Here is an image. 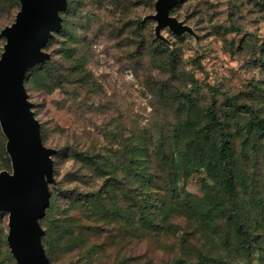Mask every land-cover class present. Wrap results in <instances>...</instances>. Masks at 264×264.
Listing matches in <instances>:
<instances>
[{"label": "rangeland", "instance_id": "374dc122", "mask_svg": "<svg viewBox=\"0 0 264 264\" xmlns=\"http://www.w3.org/2000/svg\"><path fill=\"white\" fill-rule=\"evenodd\" d=\"M66 2L60 12L62 29L54 32L43 49L51 60L29 68L25 82L43 142L55 152L51 155L55 182L49 184V205L41 219L51 262L109 264L114 256L111 247L94 251L90 262L83 254L84 246L94 238H105L98 227L91 234L86 231L84 237L77 225L75 243L65 245L55 227L65 210L68 190L94 192L109 177L105 169L88 163V155L95 162L101 158L114 164L122 179L121 190L113 197L116 207L135 214L141 205L140 198H135L141 181L127 156H133L134 163L142 159L138 150L144 131L155 136H171L175 129L192 132L206 124L207 110L212 108L228 134L230 164L240 176L234 195L224 200L229 211L254 232L250 245L254 253L220 252L225 264H264V130L253 127L247 133L249 115L240 108L248 105L264 119V0H178L169 14L187 30L177 35L167 26L161 28L168 46H158L156 21L144 19L156 13L155 0ZM19 9L18 0H0V30L14 21ZM4 42L0 34V53ZM54 70L60 77L57 86L51 82ZM217 136L212 132L208 143L217 141ZM1 170L10 171L11 165L0 130ZM193 170L180 172L177 193L208 202L222 195L220 185L204 168ZM179 197H186L185 193ZM79 208L89 213L81 204ZM182 213L178 220L182 229L198 234L194 232L196 219L190 222ZM80 218L83 223L85 218ZM225 219L216 218L213 225L218 226L213 230L219 231ZM7 233L8 213L2 211L0 264H16ZM141 234V241L132 244L134 256L157 262L174 255L169 235L160 242L161 236L153 231ZM204 242L206 252L213 256L215 246Z\"/></svg>", "mask_w": 264, "mask_h": 264}, {"label": "trees", "instance_id": "16d2710c", "mask_svg": "<svg viewBox=\"0 0 264 264\" xmlns=\"http://www.w3.org/2000/svg\"><path fill=\"white\" fill-rule=\"evenodd\" d=\"M144 19L149 18L144 17ZM156 24L155 22V26ZM155 26L154 36L159 40L158 46H168L170 42L166 37L161 34L156 36ZM61 29L62 21L58 31ZM191 34L194 35V33ZM48 42L49 40L47 44ZM49 60H51V55L45 61ZM26 74L27 71L24 76V87ZM51 80L55 86L58 85L60 77L57 76L56 70L52 72ZM240 108L249 115L245 128L247 133H250L253 127L264 130V119L260 118L255 110L248 105H242ZM33 114L35 116L34 111ZM0 130L5 137L1 126ZM212 132L218 133L217 141L209 144L208 139ZM170 133L171 136H167L164 133L155 136L145 130L142 144L138 150L142 154V159L134 163L133 156H127L134 169L138 170V178L141 181L138 186V193L135 194L136 199L137 197L140 198L141 205L136 208L137 212L135 214L130 211L122 213L116 207L113 197L117 191L121 190L119 184L122 179H119L116 174L114 164L111 161L106 164L101 158L99 160L96 159L95 162V160H91L94 157L88 155L91 157L88 163L99 169H105V174L108 173L109 177L106 182L104 180V185L100 190L88 191L84 194L83 191L74 189L68 190L65 194V210L57 217V222L55 223L63 245L71 242V244L75 243V227L79 225L82 229L81 234L83 233L84 237H86V231L91 234L96 227L100 230V234L106 235L101 240L94 238L95 240L84 246L83 254L89 262L94 256V251L100 252L106 249V251H110L108 247L113 248L115 252L110 262H108L109 264H225L220 249H223L225 253L237 256L243 253L246 255H249L250 252L254 253L255 250L250 251L254 232L236 214L233 215L229 211L224 200V196L231 198L234 195L237 179L240 176L235 168L231 167L232 152L228 134L214 110L212 108L207 110V122L202 128L192 132L186 129L179 131L175 129ZM40 137L43 142L41 126ZM6 141L5 137V152L9 157L11 170H1L0 172L12 171L11 158L6 150ZM193 156L196 160L192 159ZM201 168H204L208 176L212 177L222 189V195L217 194L218 198H212L210 202L203 197L189 199L186 192L177 193L175 182L179 179L180 172L184 173L188 169L197 171ZM130 169L131 165L128 166L129 171ZM169 173L172 174V177L168 175ZM130 187L131 183L128 182L127 189ZM184 193L186 197L181 199L179 195H184ZM128 194H131L130 189H128ZM79 204L88 209L87 212L89 213H82ZM127 210H130V205ZM182 212L186 213L185 217L189 218V221L191 218L196 219L197 227L195 228L198 229H194V232L198 234L182 229L178 223V220L182 219L180 218L183 215ZM80 216L85 218L83 223ZM221 217L226 218L224 226L219 231H214L213 229L218 225H213V221ZM205 229H210L212 232H206ZM148 230L161 236L158 239L160 242L165 239L166 235L173 238L174 241L168 242V244L174 246L173 250L175 252L172 257L159 258L157 262H145V260L142 261L141 255L134 256L132 244H137L141 241L140 237L143 235L141 231ZM78 236L80 235H77V238ZM203 239L209 245L215 246L217 252L213 256L209 255L208 251L206 252ZM192 240L194 243H192ZM41 241L49 262L53 264L43 236ZM47 245H49L48 242ZM177 250H179V255H177ZM189 250L195 252L191 255L188 253Z\"/></svg>", "mask_w": 264, "mask_h": 264}, {"label": "water", "instance_id": "95a60500", "mask_svg": "<svg viewBox=\"0 0 264 264\" xmlns=\"http://www.w3.org/2000/svg\"><path fill=\"white\" fill-rule=\"evenodd\" d=\"M14 21L0 34L5 38L0 55V126L7 139L12 171L0 172V212L8 213L7 244L16 264H51L41 241L40 220L49 205L54 149L40 137V124L24 87L26 71L50 58L47 41L61 27L66 0H18ZM178 0H155V34L167 26L179 35L186 26L170 10Z\"/></svg>", "mask_w": 264, "mask_h": 264}]
</instances>
